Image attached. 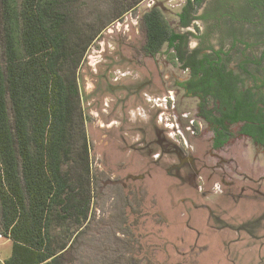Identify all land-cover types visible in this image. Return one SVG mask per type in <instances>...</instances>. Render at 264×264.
I'll return each instance as SVG.
<instances>
[{
	"label": "rangeland",
	"instance_id": "1",
	"mask_svg": "<svg viewBox=\"0 0 264 264\" xmlns=\"http://www.w3.org/2000/svg\"><path fill=\"white\" fill-rule=\"evenodd\" d=\"M133 1L75 0L73 8L92 21ZM188 1L141 0L107 24L85 52L77 85L89 143L91 215L64 251L66 264H264V148L238 133L241 123L228 126L224 146L213 147L216 106L185 89L189 70L173 47L145 52L142 21L158 9L172 31L186 35L184 50L199 54L228 50L237 36L225 60L234 68L241 51L257 56L263 47L258 15L251 10L249 22L241 20L248 0L220 6L202 0L183 26ZM9 4L19 21V57L40 55L46 44L34 22L23 18L31 0H0V123L10 128L1 39ZM11 243L0 220V264Z\"/></svg>",
	"mask_w": 264,
	"mask_h": 264
},
{
	"label": "trees",
	"instance_id": "2",
	"mask_svg": "<svg viewBox=\"0 0 264 264\" xmlns=\"http://www.w3.org/2000/svg\"><path fill=\"white\" fill-rule=\"evenodd\" d=\"M139 1L114 16L83 21L73 8L75 0H31V9L23 18L34 22L46 49L27 59L19 57L15 40L19 21L8 5L1 39L12 126L0 123L4 158L0 159V220L2 235L12 243L4 264H66L64 251L88 223L91 170L77 70L101 30ZM201 1L187 2L180 14L181 25L190 23L193 5ZM246 4L238 14L248 22L251 10L258 15L255 23L262 32L263 47L257 56L241 51L234 68L227 67L225 60L237 36L228 50L187 52L183 47L186 35L172 31L158 9L142 17L145 52L153 54L164 43L173 47L176 59L189 70L185 89L216 106L214 148L227 143L228 126L236 123H241L238 133L264 147V0Z\"/></svg>",
	"mask_w": 264,
	"mask_h": 264
},
{
	"label": "flooded vegetation",
	"instance_id": "3",
	"mask_svg": "<svg viewBox=\"0 0 264 264\" xmlns=\"http://www.w3.org/2000/svg\"><path fill=\"white\" fill-rule=\"evenodd\" d=\"M219 1H220V0H216V1H215V3H216L218 6H220V5H219ZM207 51H208V52H205V53H210V52H211V49H210V50H207ZM189 52H190V51H189ZM255 142H256V141H255ZM256 143H257V142H256ZM258 144H259V143H258ZM259 145H260V144H259ZM261 146H262V145H261ZM262 147H263V146H262ZM263 148H264V147H263Z\"/></svg>",
	"mask_w": 264,
	"mask_h": 264
}]
</instances>
